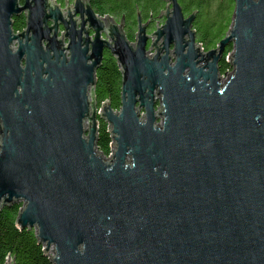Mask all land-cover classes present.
I'll use <instances>...</instances> for the list:
<instances>
[{
	"label": "water",
	"instance_id": "1",
	"mask_svg": "<svg viewBox=\"0 0 264 264\" xmlns=\"http://www.w3.org/2000/svg\"><path fill=\"white\" fill-rule=\"evenodd\" d=\"M166 3L151 35L139 16L132 43L87 0H0V208L23 203L17 226L54 249L53 264H264V0H235L206 53L195 13ZM106 52L122 107L98 113Z\"/></svg>",
	"mask_w": 264,
	"mask_h": 264
},
{
	"label": "trees",
	"instance_id": "2",
	"mask_svg": "<svg viewBox=\"0 0 264 264\" xmlns=\"http://www.w3.org/2000/svg\"><path fill=\"white\" fill-rule=\"evenodd\" d=\"M65 5L74 0H56ZM100 17L112 18L124 23V32L132 43L136 42L138 18L150 23V29L157 28V20L166 11V0H87ZM186 17L197 12L194 23L197 43L206 52L215 50L225 38L233 23L235 0H178ZM26 18L14 19L13 30H25ZM234 51L229 45L219 64L221 74L230 69L226 58ZM122 73L115 58L106 52L105 59L96 72L95 96L98 108L110 103L115 112L121 110ZM97 149L107 157L113 153V139L108 124L97 117ZM23 203H14L0 208V264H53L51 256L45 254L44 246L39 243L35 230L20 229L17 220Z\"/></svg>",
	"mask_w": 264,
	"mask_h": 264
},
{
	"label": "rangeland",
	"instance_id": "3",
	"mask_svg": "<svg viewBox=\"0 0 264 264\" xmlns=\"http://www.w3.org/2000/svg\"><path fill=\"white\" fill-rule=\"evenodd\" d=\"M70 3V2H69ZM73 3V2H72ZM72 3H70V5H72ZM67 4L68 3H66L65 5H61V7L62 8H66V6H67ZM60 5V4H59ZM167 8V7H166ZM162 15V14H161ZM161 17V16H160ZM233 19H234V14H233ZM157 22H158V24H157V27H161L163 24H164V22H165V19H162V18H159V20H157ZM157 29V28H156ZM155 29V30H156ZM154 29H150V27H149V29H148V34L149 35H151V34H153V32L155 31ZM21 33V32H20ZM233 45V44H232ZM201 46V45H200ZM233 47H234V45H233ZM201 48H203L202 46H201ZM203 52L204 53H206V51H204L203 50ZM233 54H234V51L233 52H231L230 53V55L226 58V62L230 65L229 67H230V69H228L226 72H225V74H221V72H220V75H219V77L221 76V78H220V83L223 85V84H226L227 83V81L233 76V74H234V67L232 66V62H233ZM203 66V65H202ZM157 111H160L161 112V109H160V100H158L157 101ZM97 111H99L100 113L101 112H103V108H98L97 109ZM159 123H161V120H159ZM109 126V125H108ZM86 128L88 129L89 128V124H87L86 125ZM110 129V128H109ZM97 153L98 154H100V152H99V150L97 149ZM112 155H113V153L112 154H110L109 156H107L106 158H105V160H110L111 159V157H112ZM53 252H54V249L53 248H51L50 250H49V254L48 255H50L51 257H53ZM9 264H11L10 262H9Z\"/></svg>",
	"mask_w": 264,
	"mask_h": 264
},
{
	"label": "bare ground",
	"instance_id": "4",
	"mask_svg": "<svg viewBox=\"0 0 264 264\" xmlns=\"http://www.w3.org/2000/svg\"><path fill=\"white\" fill-rule=\"evenodd\" d=\"M182 10H183V9H182ZM195 15L197 16V12L195 13ZM149 24H150V23H149ZM149 27H150V26H149ZM230 29H231V28H230ZM193 30H194V27H193ZM194 31H195V30H194ZM229 31H230V30H229ZM229 31H228V32H229ZM228 32H227V33H228ZM195 33H196V32H195ZM196 38H197V37H196ZM203 50H204V49H203ZM204 51H205V50H204ZM225 61H226V60H225ZM220 63H221V62H220ZM220 63H219V64H220ZM226 63H227V62H226ZM98 113H100V112L98 111ZM98 113H97V114H98ZM97 127H98V123H97Z\"/></svg>",
	"mask_w": 264,
	"mask_h": 264
},
{
	"label": "flooded vegetation",
	"instance_id": "5",
	"mask_svg": "<svg viewBox=\"0 0 264 264\" xmlns=\"http://www.w3.org/2000/svg\"><path fill=\"white\" fill-rule=\"evenodd\" d=\"M15 19V18H14ZM14 19H13V21H14Z\"/></svg>",
	"mask_w": 264,
	"mask_h": 264
}]
</instances>
